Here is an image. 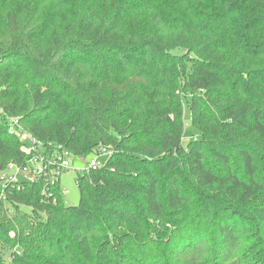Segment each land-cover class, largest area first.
<instances>
[{"label": "trees", "instance_id": "obj_1", "mask_svg": "<svg viewBox=\"0 0 264 264\" xmlns=\"http://www.w3.org/2000/svg\"><path fill=\"white\" fill-rule=\"evenodd\" d=\"M14 118L108 154L7 190L0 264H264V0H0V171Z\"/></svg>", "mask_w": 264, "mask_h": 264}, {"label": "built area", "instance_id": "obj_2", "mask_svg": "<svg viewBox=\"0 0 264 264\" xmlns=\"http://www.w3.org/2000/svg\"><path fill=\"white\" fill-rule=\"evenodd\" d=\"M9 125V132L25 142L22 151L27 155V158L24 163L8 162L0 171V185L2 186L0 201L5 200L10 187L18 186L19 188L22 182L36 183L43 180L47 184L55 183L60 180L61 171L69 168L70 165L66 158L69 155L67 151L61 149L49 151L41 142L19 126V121L16 118L10 119ZM107 154L105 149L97 150L95 156L82 170L89 171L91 167L100 166L102 164L100 157ZM43 193H47L46 188Z\"/></svg>", "mask_w": 264, "mask_h": 264}, {"label": "rangeland", "instance_id": "obj_3", "mask_svg": "<svg viewBox=\"0 0 264 264\" xmlns=\"http://www.w3.org/2000/svg\"><path fill=\"white\" fill-rule=\"evenodd\" d=\"M185 120L187 130H191L190 119V109L188 102L185 100ZM187 141V140H186ZM95 156V154H90L87 157H77L73 155L66 156L67 160L69 161L70 165L69 168L63 169L60 174V187L64 194V200L68 205H77L80 201V191L77 185V177H78V170L84 169L90 160ZM107 160V156H101L100 161L105 163ZM25 211L30 212V209L24 208Z\"/></svg>", "mask_w": 264, "mask_h": 264}]
</instances>
